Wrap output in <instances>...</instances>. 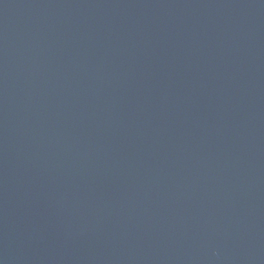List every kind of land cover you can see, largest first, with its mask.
<instances>
[{"label": "water", "instance_id": "water-1", "mask_svg": "<svg viewBox=\"0 0 264 264\" xmlns=\"http://www.w3.org/2000/svg\"><path fill=\"white\" fill-rule=\"evenodd\" d=\"M0 264H264V0H0Z\"/></svg>", "mask_w": 264, "mask_h": 264}]
</instances>
